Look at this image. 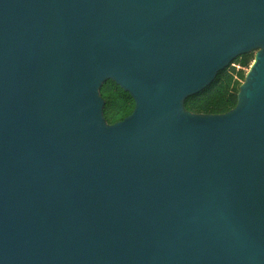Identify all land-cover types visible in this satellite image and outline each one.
Returning <instances> with one entry per match:
<instances>
[{"label":"water","instance_id":"obj_1","mask_svg":"<svg viewBox=\"0 0 264 264\" xmlns=\"http://www.w3.org/2000/svg\"><path fill=\"white\" fill-rule=\"evenodd\" d=\"M0 264H264V0H0Z\"/></svg>","mask_w":264,"mask_h":264},{"label":"trees","instance_id":"obj_2","mask_svg":"<svg viewBox=\"0 0 264 264\" xmlns=\"http://www.w3.org/2000/svg\"><path fill=\"white\" fill-rule=\"evenodd\" d=\"M252 51L237 57L227 68L220 71L209 88L189 97L184 106L194 114L219 115L234 109L238 104L240 86L255 60ZM105 100L104 117L109 124L124 120L135 109V100L113 80H108L101 87Z\"/></svg>","mask_w":264,"mask_h":264},{"label":"rangeland","instance_id":"obj_3","mask_svg":"<svg viewBox=\"0 0 264 264\" xmlns=\"http://www.w3.org/2000/svg\"><path fill=\"white\" fill-rule=\"evenodd\" d=\"M256 52V51H255Z\"/></svg>","mask_w":264,"mask_h":264}]
</instances>
